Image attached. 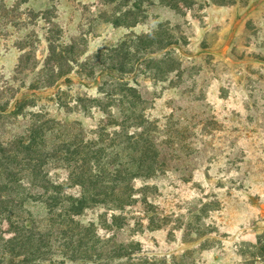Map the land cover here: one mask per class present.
Instances as JSON below:
<instances>
[{
  "label": "rangeland",
  "instance_id": "1",
  "mask_svg": "<svg viewBox=\"0 0 264 264\" xmlns=\"http://www.w3.org/2000/svg\"><path fill=\"white\" fill-rule=\"evenodd\" d=\"M0 264H264V0H0Z\"/></svg>",
  "mask_w": 264,
  "mask_h": 264
}]
</instances>
